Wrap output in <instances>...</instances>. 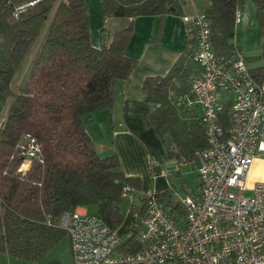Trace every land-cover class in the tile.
<instances>
[{
    "label": "trees",
    "instance_id": "trees-1",
    "mask_svg": "<svg viewBox=\"0 0 264 264\" xmlns=\"http://www.w3.org/2000/svg\"><path fill=\"white\" fill-rule=\"evenodd\" d=\"M99 2L101 45L94 47L85 0H0V252L37 260L66 234L60 227L63 214L79 206L104 207L117 229L124 220L123 187L140 190V179L123 173L117 154L102 157L97 153L84 121L94 111L114 106L117 82L125 81L137 65L125 52L135 18L182 17L187 1ZM254 2L260 27L256 56H244L236 42L243 0H206L200 12L210 23L216 61L228 66L243 58L246 65L251 64L247 67L252 78L264 87V0ZM187 27L185 52L165 75L146 77L142 93L156 105L146 121L161 140L167 159L195 164V151L205 146L206 136L193 109L198 101L191 92V80L198 68L192 60L195 33ZM29 56L23 79L15 83ZM231 105L232 100L224 102L218 110L225 134ZM28 138L36 141L38 151L22 171ZM200 186L191 194H197ZM169 195L168 190L159 192L180 224L183 205L180 201L171 206L166 202ZM139 201L130 235L120 246L124 254L142 245L139 231L147 197Z\"/></svg>",
    "mask_w": 264,
    "mask_h": 264
},
{
    "label": "built area",
    "instance_id": "built-area-1",
    "mask_svg": "<svg viewBox=\"0 0 264 264\" xmlns=\"http://www.w3.org/2000/svg\"><path fill=\"white\" fill-rule=\"evenodd\" d=\"M182 19L195 33L192 60L198 73L191 92L206 136L205 146L195 151L200 189L181 200L180 224L159 192L147 195L139 231L142 245L129 254L120 252L124 238L101 216L66 211L60 227L70 238L74 264H264V182L246 184L253 158L264 155V87L252 78L243 58L228 66L216 61L204 13ZM218 90L232 94L227 134L218 121ZM37 151L36 141L28 138L25 162L30 164ZM248 189L251 193L245 196ZM122 197L132 200L133 188L124 186Z\"/></svg>",
    "mask_w": 264,
    "mask_h": 264
},
{
    "label": "crops",
    "instance_id": "crops-1",
    "mask_svg": "<svg viewBox=\"0 0 264 264\" xmlns=\"http://www.w3.org/2000/svg\"><path fill=\"white\" fill-rule=\"evenodd\" d=\"M185 1V14L199 12L200 7L206 3V0ZM243 1L244 5L237 19L236 42L242 51H252L260 48L257 9L254 0ZM85 2L88 8L91 42L94 47H100L103 23L101 5L99 0ZM187 26L189 25L181 16L136 17L125 52L137 61V65L125 81L117 82L114 106L111 109L96 110L84 121L85 130L96 143L94 146L97 153L102 157L117 154L123 173L140 179L142 195L153 193L152 189L165 191L160 189L159 185L160 175L165 174L163 161L167 160L161 140L146 121L156 105L145 100L142 83L148 76L165 75L185 52L189 41ZM193 109L197 115L200 114L198 103L193 104ZM99 119L105 122L102 131L106 141H102L100 134H95L91 128L92 125L98 124ZM99 143L106 146H100ZM171 160L179 164L192 163L176 158ZM194 166L196 168V164ZM256 182H264V155L260 154H257L251 163L246 180L247 187H252ZM146 191L147 194H144ZM76 209L89 213L85 207L79 206Z\"/></svg>",
    "mask_w": 264,
    "mask_h": 264
},
{
    "label": "rangeland",
    "instance_id": "rangeland-1",
    "mask_svg": "<svg viewBox=\"0 0 264 264\" xmlns=\"http://www.w3.org/2000/svg\"><path fill=\"white\" fill-rule=\"evenodd\" d=\"M112 23L107 22V26H110ZM239 46V45H238ZM240 50L241 47L239 46ZM244 56H256L259 54L260 50L255 49L252 51H242ZM31 61V56L28 57L27 62L23 64L21 69L19 70V73L17 77L14 79V82L19 83L28 68V65ZM26 64V65H25ZM25 65V66H24ZM248 66H250V63H247ZM21 78V79H19ZM18 79V80H17ZM216 103L218 105H222L224 102H229L232 100V94H230L227 91L224 90H218L215 95ZM98 124L92 125L91 128H93V132L95 134L99 133L100 138L102 141H106L105 137L103 135V122L102 120H98ZM99 138V137H98ZM96 146V143H94ZM100 146H106L103 143H99ZM25 164V163H24ZM27 167L29 168V164L27 166L23 165L21 168L22 170H26ZM163 169L165 174L160 175L161 177V183L159 186H161L160 189L162 190H168L169 191V197L166 199V202H170V205L173 206L176 203L180 202L186 195L191 194L196 190V187L200 185V178L197 169L195 168L194 164L192 163H176L175 160L167 159L163 161ZM153 186L155 183H151ZM141 188V187H140ZM158 189H152L153 192H159ZM151 191V192H152ZM251 191L250 189L246 190L244 192L245 196L250 195ZM143 193L139 189H135L134 191V198L128 199V198H122V201L120 203V209L124 216L123 223L118 227L117 233L119 236L123 237L124 239L127 238L130 235V228L135 220L137 218V212L135 210V205L139 206L140 198L143 196ZM144 194H147V191L144 192ZM147 196V195H144ZM165 202V198H164ZM85 208L88 209L89 214H99L102 216L104 221L113 227L111 220L108 216V212L104 207H101L99 204L94 205H88ZM114 228V227H113ZM0 264H74L73 263V257L71 253V247H70V238L68 234H64L62 238L58 239L45 253H43L37 260H27L20 257H15L12 255L7 254L6 252H0Z\"/></svg>",
    "mask_w": 264,
    "mask_h": 264
},
{
    "label": "bare ground",
    "instance_id": "bare-ground-1",
    "mask_svg": "<svg viewBox=\"0 0 264 264\" xmlns=\"http://www.w3.org/2000/svg\"><path fill=\"white\" fill-rule=\"evenodd\" d=\"M28 162H26L24 165L27 166Z\"/></svg>",
    "mask_w": 264,
    "mask_h": 264
}]
</instances>
